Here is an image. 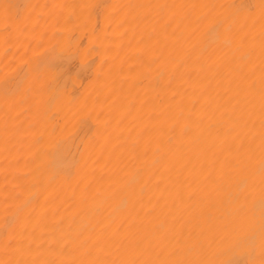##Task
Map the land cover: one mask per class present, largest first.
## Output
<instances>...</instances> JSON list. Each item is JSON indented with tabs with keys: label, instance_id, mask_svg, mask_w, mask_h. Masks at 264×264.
<instances>
[{
	"label": "bare ground",
	"instance_id": "1",
	"mask_svg": "<svg viewBox=\"0 0 264 264\" xmlns=\"http://www.w3.org/2000/svg\"><path fill=\"white\" fill-rule=\"evenodd\" d=\"M0 264H264V0H0Z\"/></svg>",
	"mask_w": 264,
	"mask_h": 264
}]
</instances>
